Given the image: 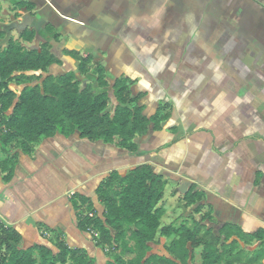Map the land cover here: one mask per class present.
I'll return each instance as SVG.
<instances>
[{"label": "crops", "instance_id": "obj_1", "mask_svg": "<svg viewBox=\"0 0 264 264\" xmlns=\"http://www.w3.org/2000/svg\"><path fill=\"white\" fill-rule=\"evenodd\" d=\"M25 30L37 34L26 48L49 44L61 62L49 75L74 72V55H90L93 73L78 76L82 88L101 91V66L112 112L113 87L124 77L144 115L157 120L137 154L78 132L41 140L33 156L20 153L13 179L0 174V222L23 248L57 256L60 244L88 264L112 261L114 250L98 247L97 232L81 222L105 221L97 189L112 173L147 165L167 183L162 227L200 222L240 252L223 264H264V0H0V47ZM189 191L203 201L188 207ZM175 239L158 238L151 254L172 259L166 248ZM204 250L186 264H203Z\"/></svg>", "mask_w": 264, "mask_h": 264}, {"label": "trees", "instance_id": "obj_2", "mask_svg": "<svg viewBox=\"0 0 264 264\" xmlns=\"http://www.w3.org/2000/svg\"><path fill=\"white\" fill-rule=\"evenodd\" d=\"M20 9L35 10L34 6L20 4ZM53 31V29H51ZM0 33V39L3 38ZM37 34L25 30L20 41L10 39L0 47V174L9 183L14 176L20 153L33 156L43 139L57 134L71 137L79 133L82 139L116 145L119 149L137 154V140L146 136L157 118L149 120L139 98L130 92L131 82L118 80L113 93L117 106L111 111L109 84L105 69L96 67L94 74L100 92L94 86L82 88L78 76L89 77L93 57L74 55L77 70L61 77L49 75L54 64L61 62L51 53L49 44L39 49H28L24 43H33ZM103 90V91H102ZM167 183L150 166L142 165L125 177L112 173L97 189L105 208L103 221L86 217L81 222L84 230L97 232L98 247L114 250L107 264H186L196 248L204 245L203 264H223L229 257L240 254L221 244L202 224L193 227L183 224L176 228L162 227L165 214L160 206ZM187 206L200 204L204 196L189 191ZM83 204L90 205L82 199ZM198 206L195 214L202 211ZM176 239L166 248L172 259L153 255L152 246L158 238ZM22 237L0 222V264H88L89 258L80 251H70L58 245L60 253L54 256L44 247L23 248ZM261 257H264V244ZM231 263V262H230ZM91 264L93 262L91 261Z\"/></svg>", "mask_w": 264, "mask_h": 264}, {"label": "built area", "instance_id": "obj_3", "mask_svg": "<svg viewBox=\"0 0 264 264\" xmlns=\"http://www.w3.org/2000/svg\"><path fill=\"white\" fill-rule=\"evenodd\" d=\"M71 195H74V193H72ZM90 217L93 218L94 215H90ZM89 232L97 236L96 233L92 229H89Z\"/></svg>", "mask_w": 264, "mask_h": 264}, {"label": "rangeland", "instance_id": "obj_4", "mask_svg": "<svg viewBox=\"0 0 264 264\" xmlns=\"http://www.w3.org/2000/svg\"><path fill=\"white\" fill-rule=\"evenodd\" d=\"M17 31V30H16Z\"/></svg>", "mask_w": 264, "mask_h": 264}]
</instances>
